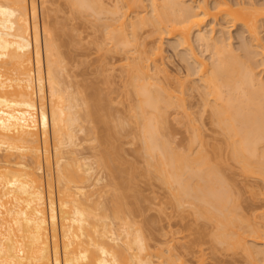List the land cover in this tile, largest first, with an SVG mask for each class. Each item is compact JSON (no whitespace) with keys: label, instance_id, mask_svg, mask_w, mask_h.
Segmentation results:
<instances>
[{"label":"bare ground","instance_id":"6f19581e","mask_svg":"<svg viewBox=\"0 0 264 264\" xmlns=\"http://www.w3.org/2000/svg\"><path fill=\"white\" fill-rule=\"evenodd\" d=\"M38 4L0 0V264H264V0ZM139 167L167 189L156 252Z\"/></svg>","mask_w":264,"mask_h":264},{"label":"rangeland","instance_id":"374dc122","mask_svg":"<svg viewBox=\"0 0 264 264\" xmlns=\"http://www.w3.org/2000/svg\"><path fill=\"white\" fill-rule=\"evenodd\" d=\"M38 1L39 0H37V4H38ZM39 5V4H38ZM41 11V10H40ZM66 21V20H65ZM68 22L69 21H71V20H67ZM66 21V22H67ZM77 21H79V20H77ZM83 21V20H82ZM82 21H81V19H80V22L78 23V24H80V23H82ZM67 22V26H69V24L70 23H68ZM71 23H73V21L71 22ZM228 23L229 22H227V24H226V22H224V25L223 26H221L222 28L223 27H225L224 29L225 30H228V31H226L227 33H226V36H231V38H232V40H231V42H232V44L234 45V48H236V46H237V51H239L240 52V49L242 50V47L244 46L243 45V42H245V41H247L248 43L250 42L249 41V36H248V31H244L242 34H241V36L240 35H237V33L238 34H240V30H241V28H240V26H235V28L231 25V23H229V25H228ZM228 25V26H227ZM70 26H71V24H70ZM86 27H84L83 28V24H82V27L81 28H83V29H76V31L78 32V30H79V32H81L82 31V34H84V37L85 38H83L82 40H86V42L88 41L87 39H89L90 38V35L89 34H87V33H91V36L92 35H94L95 34V31H93L92 29L93 28H91V27H89V26H87V25H85ZM227 26V27H226ZM232 26V27H231ZM79 27V26H78ZM89 27V28H88ZM229 27V28H228ZM67 28V27H66ZM72 28H74L73 26H72ZM71 28V29H72ZM91 28V29H90ZM218 28H220V25H219V23H218V26L216 25V30H218ZM240 28V29H239ZM231 29V31H229ZM67 30L68 31H75L74 29H72V30H70V28L68 27L67 28ZM81 30V31H80ZM85 30V32L83 33V31ZM88 30V31H87ZM56 31V30H55ZM75 31V32H76ZM90 31V32H89ZM93 31V32H92ZM76 32V33H77ZM229 32V33H228ZM71 33V32H70ZM87 35H89V37L86 39V34ZM74 34V33H73ZM78 34V33H77ZM217 35H219V33L217 34ZM243 35V36H242ZM245 35V36H244ZM229 36V37H230ZM229 37H228V42H229ZM240 37H241V40H240ZM249 37V38H248ZM245 38V39H244ZM246 38H248V40H246ZM166 41H164V46H165V48H166V46H167V49H168V47H169V50H167L166 49V53H168L167 55H169L168 56V58L170 57V59H168V60H170L171 62V64L173 65V66H171L170 68H174V69H172V71L174 70H176V65H178V63L179 62H177V60L179 59V57H178V55H177V53L175 52V50H173L169 45H171L170 43H171V41H174L173 39H168V38H166L165 39ZM243 41V42H242ZM84 42V41H83ZM170 42V43H169ZM247 42H245L246 44H247ZM236 43V44H235ZM240 43V44H239ZM243 45V46H242ZM248 45V44H247ZM246 45V47H250V45L249 46H247ZM245 47V46H244ZM254 47L255 46H251V49L253 50L254 49ZM171 49V50H170ZM206 51V53L208 52H210L209 54L207 53H204L205 54V56L206 55H208V58L211 56V51H209V50H205ZM243 51V50H242ZM170 53H173L172 55L170 54ZM240 53H242L243 54V52H240ZM245 53V52H244ZM175 54V55H174ZM210 55V56H209ZM173 57H175V59L173 58ZM207 57V56H206ZM207 58V59H208ZM259 58V57H258ZM171 59H173L174 60V62L171 60ZM209 60H210V58H209ZM179 61V60H178ZM170 64V65H171ZM70 66V65H69ZM72 66V65H71ZM176 67V68H175ZM73 68V67H72ZM178 69V68H177ZM260 73H261V75L262 76H264V70L262 69V68H260ZM263 71V72H262ZM118 105V107H121L122 108V106H120V104H117ZM112 122V121H111ZM110 122V123H111ZM88 123V122H87ZM112 123H114V125H115V122H112ZM110 124V125H113V124ZM90 123H88V125H89ZM87 125V126H88ZM131 126V132H132V126L133 125H129V127ZM182 130V132H181V130ZM179 129V127H178V130H177V127H175V136H173V137H176V141H178V142H176L177 144L179 143V145L181 144V142H183L182 140H184V136L182 137V135L184 134L183 133V128H180ZM128 130V132L127 133H129L130 132V130H129V128H128V126L126 125V131ZM180 132V134H177V132ZM124 132V131H123ZM178 132V133H179ZM124 134H126V132L124 133ZM182 134V135H181ZM81 135H84V134H81ZM131 135H129V136H127V139H126V141H128L129 139L132 141V137H130ZM126 137V136H125ZM125 137L123 138V140H122V142L123 141H125L124 139H125ZM181 138H182V140H181ZM180 140V141H179ZM126 141H125V143H126ZM136 141V140H135ZM83 142V141H82ZM85 142V143H84ZM83 143L85 144H82V145H84V148L82 147V149H80L81 151H82V153L83 154H86L87 155V153H89L88 151H91V150H89L88 148H87V146L89 147V145L87 144V142L86 141H84ZM121 142V143H122ZM185 142V141H184ZM183 142V143H184ZM53 143V141H52V138H50V145ZM120 143V145H122ZM124 143V142H123ZM90 144V143H89ZM138 144V143H137ZM137 144H134V140H133V144L131 143V142H129V143H126V144H124V147H125V150L127 149H132V148H137ZM81 145V146H82ZM80 146V147H81ZM91 146V145H90ZM79 147V148H80ZM123 147V146H122ZM90 149H91V147H89ZM125 150H123V152H125L126 153V151ZM94 151V150H93ZM92 151V152H93ZM122 152V151H121ZM135 152V150L133 149V152H130L129 150H128V153H126V154H124V153H122V156L124 155V157H125V159H127L128 158V163H129V158H132V161H133V159H135V160H137L136 161V163L138 162L139 163V165H142V164H140V162L139 161H141V163H142V160H140L141 158H140V155H139V159L137 158L138 157V155H137V153H134ZM132 153V154H131ZM90 155H91V152L89 153ZM128 154V155H127ZM136 156V158H134L135 156ZM127 157V158H126ZM91 159H89V161H90ZM96 160V159H95ZM131 160V159H130ZM93 161V159L91 160V162ZM94 162V161H93ZM126 163V162H125ZM94 164V166H95V163H93ZM123 166V165H122ZM128 165H126V167H127ZM143 166H144V164H143ZM129 167V166H128ZM128 167H127V169H128ZM124 168H125V165H124ZM142 168V167H141ZM100 168H98V170H99ZM105 169V168H104ZM139 170H140V167H139ZM142 170H143V168H142ZM142 170H140V172H138V174L139 173H141V171ZM97 171V170H96ZM101 172L103 171L102 169L100 170ZM99 171V172H100ZM106 171V170H105ZM127 170H126V168H125V172H126ZM104 172V171H103ZM102 172V176H104V178H106V176L107 175H109L107 172V175L105 174V173H103ZM129 172V171H128ZM95 173H98V171L97 172H95ZM143 173V172H142ZM142 173L140 174V176L137 174L136 176H134V178H135V181H136V178L138 177V179H137V181L139 180V182H137L138 183V189L140 190V188H141V190H140V194H142V196H140V198H142L140 201V204L142 205V202H143V206H144V208H145V210H144V208L141 206V208L139 209V210H141L142 209V213L144 214H140V216H139V212L138 211H136V213H135V216L133 215L132 216V219H131V222L132 223H134V225L136 226V227H141L140 229H142L143 228V230H141L142 232H143V234H144V232H145V235H147V236H145L147 239H148V241L147 242H151L150 243V245H151V249L150 250H153L152 252H156L157 251V249H156V246L158 245V247H163V246H165L166 247V245H164V241H166V239H165V235H164V229L165 230H167L165 227L167 226L166 224H168V221L166 220V219H164V216L165 215H163L162 213H164L163 211H160L159 210V208H161V207H163L162 205H164V202H165V204H166V201H167V197H166V195H167V189L165 188V185H161V182H159V181H157V180H155L154 178H152V176H150V179H146V178H144V175H142ZM101 175V174H100ZM123 175H126V174H123ZM135 175V174H134ZM108 177V176H107ZM147 178H148V176H146ZM108 178H110V177H108ZM103 181H104V183H103ZM103 181L102 182H100L101 184L100 185H104L105 184V181H106V183H107V181H108V179L106 178V179H103ZM132 181H134V180H132ZM131 181V182H132ZM134 184V183H133ZM140 184V185H139ZM136 185V184H135ZM101 187V186H100ZM108 187V186H107ZM135 188V187H134ZM107 190H108V188H107ZM128 192H129V190H128ZM132 192V191H131ZM139 192V191H138ZM134 193H136V192H133L132 194L134 195ZM105 194L106 193H104V196H105ZM108 195L110 196V194L107 192V194H106V199L105 200H107V197H108ZM139 195V193L138 194H136V197ZM104 196L102 197V198H104ZM135 196V195H134ZM147 197V198H146ZM130 198H131V196H130ZM132 198H133V196H132ZM144 198H146V201H144ZM165 198V199H164ZM109 199V198H108ZM148 199V200H147ZM132 201H133V199H132ZM135 201H136V199H135ZM107 202V201H106ZM169 210L170 209H168V212H169ZM167 211V210H166ZM138 212V213H137ZM164 220V221H163ZM119 223L121 224V222L119 221ZM165 227H164V226ZM117 226H118V224H117ZM150 226V227H149ZM163 229V230H162ZM60 229H59V226H58V234H60V236H61V231H59ZM163 235H162V234ZM163 236H165V237H163ZM162 237L165 239H162ZM163 240V241H162ZM163 243V244H162ZM163 245V246H162Z\"/></svg>","mask_w":264,"mask_h":264}]
</instances>
